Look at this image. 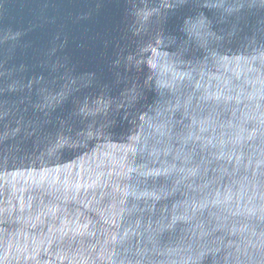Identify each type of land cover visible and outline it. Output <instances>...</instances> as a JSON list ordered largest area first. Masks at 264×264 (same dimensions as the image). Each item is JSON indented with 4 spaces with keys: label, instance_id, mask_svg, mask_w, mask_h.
Instances as JSON below:
<instances>
[{
    "label": "water",
    "instance_id": "water-1",
    "mask_svg": "<svg viewBox=\"0 0 264 264\" xmlns=\"http://www.w3.org/2000/svg\"><path fill=\"white\" fill-rule=\"evenodd\" d=\"M0 264H264V0H0Z\"/></svg>",
    "mask_w": 264,
    "mask_h": 264
}]
</instances>
